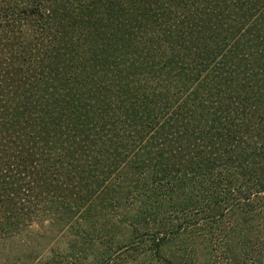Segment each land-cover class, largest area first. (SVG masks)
Returning a JSON list of instances; mask_svg holds the SVG:
<instances>
[{"label": "trees", "instance_id": "1", "mask_svg": "<svg viewBox=\"0 0 264 264\" xmlns=\"http://www.w3.org/2000/svg\"><path fill=\"white\" fill-rule=\"evenodd\" d=\"M14 5L0 264H264V0Z\"/></svg>", "mask_w": 264, "mask_h": 264}, {"label": "rangeland", "instance_id": "2", "mask_svg": "<svg viewBox=\"0 0 264 264\" xmlns=\"http://www.w3.org/2000/svg\"><path fill=\"white\" fill-rule=\"evenodd\" d=\"M10 3H12V6L15 4L19 5L22 3H26L27 0H8ZM14 5V7H16ZM3 21V20H2ZM17 40H20V36L18 33V30L15 31V33L13 34L12 32H10L9 30H7L6 32H4V28L0 29V42H2L4 45L2 46V52L6 55L7 58H9V51L5 50V48L9 45L10 42H15ZM18 54V53H17ZM4 60V57H3ZM2 66V65H0ZM132 183V180H128V179H119L116 180L115 178L113 179L112 182H110L109 184H107L102 191L100 192L99 195V199H96V205L97 206H102L103 203L101 201H105V202H109L110 200H116V201H122L127 193L126 189H129V186ZM105 205V204H104ZM124 205V203H123ZM125 206V205H124ZM103 207V206H102ZM117 209H122V208H117ZM120 211V210H118ZM122 213V210H121ZM43 230L39 229L38 227H36L35 225H33V228L31 229V231L29 232V234L24 236V240L26 242L29 243V247H28V251L33 252L34 249L38 248L39 245L41 243H43L42 240H40V234H42ZM31 242V244H30ZM54 246L53 250L54 251H67L64 249H68V239L66 238H59L57 241H54ZM44 244V243H43ZM32 245V247L30 246ZM50 245V244H49ZM45 251L43 252L44 257L48 255V249L49 246H45ZM90 258H88L89 260L91 259V255H89Z\"/></svg>", "mask_w": 264, "mask_h": 264}]
</instances>
